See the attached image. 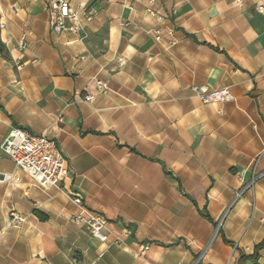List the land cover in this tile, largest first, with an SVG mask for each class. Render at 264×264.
I'll return each mask as SVG.
<instances>
[{
    "label": "crops",
    "instance_id": "0c3cea01",
    "mask_svg": "<svg viewBox=\"0 0 264 264\" xmlns=\"http://www.w3.org/2000/svg\"><path fill=\"white\" fill-rule=\"evenodd\" d=\"M50 1L0 0V143L52 137L69 176L42 188L0 151V264H238L264 240V177L233 201L264 168V0H68L92 18L62 33ZM74 193L106 243L70 219Z\"/></svg>",
    "mask_w": 264,
    "mask_h": 264
},
{
    "label": "built area",
    "instance_id": "2783aa9c",
    "mask_svg": "<svg viewBox=\"0 0 264 264\" xmlns=\"http://www.w3.org/2000/svg\"><path fill=\"white\" fill-rule=\"evenodd\" d=\"M234 2L240 4L242 0H234ZM255 9L258 12H263V5L256 2ZM149 11L152 12V9H149ZM48 15L49 27L54 33L81 31L92 18L91 11H84L79 14L69 9L68 0H51ZM96 86L97 91L104 92L108 89L106 83L99 80L96 81ZM191 90L203 103L213 104L235 99L234 94L228 87L210 88L208 85H193ZM83 99L90 101L92 95L86 94ZM0 151L14 162L16 168L26 173L42 188L57 186L69 176V168L65 157L57 146L55 139L47 135L34 134L21 127H12L0 143ZM255 165L256 161L253 165L251 179L235 193L233 201L245 190L252 187L255 181L264 177V168L257 171ZM71 200L81 208V211L72 215L70 219L77 225L84 227L92 237L101 243H106L108 241L106 218L99 212L84 208L82 197L79 194H71ZM23 220L24 217L16 211L11 210L9 212V222L12 225H19ZM217 226L219 227V224ZM120 241L118 236L113 239L115 243ZM200 258L201 256L193 264H197ZM255 264H264V254L256 260Z\"/></svg>",
    "mask_w": 264,
    "mask_h": 264
},
{
    "label": "trees",
    "instance_id": "16d2710c",
    "mask_svg": "<svg viewBox=\"0 0 264 264\" xmlns=\"http://www.w3.org/2000/svg\"><path fill=\"white\" fill-rule=\"evenodd\" d=\"M2 47H3V45H2V43L0 42V50H2ZM192 201H193V200H192ZM35 213H36V215H37L40 219H45V218H46V216H45L44 214H42V213H40V212H38V211H35ZM200 213H201V215H202L205 219H207V220H209L210 222L214 223L213 220L211 219V217L209 216V214H208L206 211H201ZM214 224H215V223H214ZM223 241L226 242V243L231 244V241L227 240V239L224 238V237H223ZM262 249H264V240L260 241L258 244H256V245L254 246V248H253V252H252L251 254H249V255H245V254H243V253H240V254H239V258H238V264H241V262H242L243 260H247V259L251 260V261L254 262V264H255L256 260L261 256V254H260L259 252H260V250H262Z\"/></svg>",
    "mask_w": 264,
    "mask_h": 264
}]
</instances>
